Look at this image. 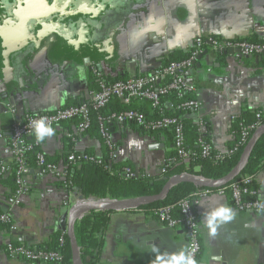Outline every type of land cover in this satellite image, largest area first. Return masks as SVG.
<instances>
[{
	"label": "crops",
	"instance_id": "obj_1",
	"mask_svg": "<svg viewBox=\"0 0 264 264\" xmlns=\"http://www.w3.org/2000/svg\"><path fill=\"white\" fill-rule=\"evenodd\" d=\"M204 36L263 42L264 0H0V161H9L2 149L11 124L24 114L89 103L98 89L94 72L113 81L151 74L170 53H190L194 39ZM226 50L206 46L192 60L185 79L195 87L188 95L197 105L180 116L197 123L220 153L236 139V116L264 111V56L239 58ZM163 105L170 108L168 100ZM117 106L146 114L152 109L143 99L124 104L112 98L101 113ZM77 122H60L53 127L55 135L41 143L33 133L28 141L58 168L66 167L70 153L103 157L99 127L92 124L78 133ZM106 126L117 161L129 163L135 177H159L171 162L170 129L146 131L117 121ZM28 163V190L16 204L7 202L15 188L12 177L0 179V213H8L17 227L0 226V264H49L9 259L5 241L45 246L59 232V217L79 197L53 175H38L35 158ZM252 181L257 197L264 199V168ZM221 205L234 216L211 235L203 226L205 214ZM194 211L200 230L197 264H264V211H237L230 195L218 191L199 198ZM186 243L180 224L168 228L138 208L112 211L98 264H153L157 255L175 253Z\"/></svg>",
	"mask_w": 264,
	"mask_h": 264
},
{
	"label": "built area",
	"instance_id": "obj_2",
	"mask_svg": "<svg viewBox=\"0 0 264 264\" xmlns=\"http://www.w3.org/2000/svg\"><path fill=\"white\" fill-rule=\"evenodd\" d=\"M206 46L215 50L238 49L244 56H264V43L262 42H252L243 39L227 40L212 36L196 37L190 55L186 60L170 62L151 74L134 76L113 82L106 81L105 78L94 72V75L98 79V89L94 92L92 100L89 103L65 105L49 112L26 113L21 119L15 120L10 126L8 143L2 149L3 155L9 161H0V179L10 175L15 185L7 202L10 205L16 204L18 198L28 190L27 179L30 170L28 155L34 150V146L28 141V136L32 134L29 127L31 120L46 117L48 123L54 127L60 122L77 119V132L83 133L91 126V112L102 111L112 98H117L124 104L130 103L134 99H143L149 102L151 108L158 109L160 98L170 91H175L179 97L194 92L195 87L185 79V73L191 68L192 60ZM164 77H170V80L165 84L159 85V80ZM196 105L195 100L189 99L181 102L177 108H194ZM263 118L264 113L262 111L255 113V121L242 128L241 142L245 145L247 144L253 132L263 124ZM96 120L103 143L108 150L109 161H117L118 159L114 139L106 126V123L109 121L134 122L139 126L151 130L170 127L173 131V147L178 157L184 162H187L189 158V150L184 147L183 127L176 117L160 116L156 119L148 120L143 112L127 109L108 115H103L101 112L97 113ZM207 154L208 146L203 144L202 155L206 156ZM34 158L38 175L51 174L61 181L66 179V167L58 168L55 163L49 161L38 151L35 152ZM78 158L100 163L99 158L88 155L79 156L70 153L67 156L68 161L73 163ZM126 172L127 175L132 176L129 170H126ZM252 180L253 178L249 175L242 176L239 180L232 182L228 189L232 205L237 211L250 213L264 211V199L257 197L256 190L252 187ZM218 192L225 193L222 190H218ZM207 194L208 192L206 191L197 190L193 199L190 197L180 199L176 205L179 217L173 216L171 205H165L153 210V215L168 228H175L179 224L183 227L187 233V243L184 248L193 255L195 260L200 251V230L194 211V204L199 198ZM82 200L84 199L77 197L74 199L73 204ZM4 224L11 231L17 229L8 213H0V225ZM58 243L59 248L64 245L63 235L59 238ZM5 252L9 259H20L25 262L34 263L62 264L64 258L60 249L43 250L32 248L23 244H15L11 239H6L5 241Z\"/></svg>",
	"mask_w": 264,
	"mask_h": 264
},
{
	"label": "trees",
	"instance_id": "obj_3",
	"mask_svg": "<svg viewBox=\"0 0 264 264\" xmlns=\"http://www.w3.org/2000/svg\"><path fill=\"white\" fill-rule=\"evenodd\" d=\"M252 42H260L254 39H243ZM264 43V41L262 42ZM190 53H182L180 51H174L168 55L162 61V66L167 65L170 62H179L186 60ZM264 58L261 59V62ZM170 80V77H164L159 80V85L165 84ZM111 82L113 80L106 79ZM192 99L190 95L179 97L175 91H170L167 94L162 95L160 98V106L158 109H151L148 114L144 113L148 120L156 119L160 116H171L178 118L183 127L184 135V147L189 150V158L187 162L182 161L174 147L170 154V163L164 166V171L159 177L149 178L146 176L135 177L133 175L132 166L126 162L109 161L108 150L106 148V154L100 157V163L96 161H89L83 158H78L76 162H69L66 159V179L61 181V185L67 187L70 191L77 193L84 199H108V200H121L132 197H141L148 195H155L160 192L166 180L172 176L181 173H190L197 176L204 177L209 180H217L224 177L232 167L237 163L245 144L241 142V131L244 126L250 125L255 121V113L262 111L259 109L246 110L242 114L236 116L232 122V130L236 135L234 142L230 143L225 152L220 153L212 149L207 135L203 134L199 130V125L190 121L188 118H180L181 113L190 108L179 109L177 106L185 101ZM162 100H168L170 108L162 106ZM129 109L128 107L117 106L114 110L104 112L105 114L117 113L123 110ZM101 111H92V124L96 122L97 113ZM103 112L102 114L105 115ZM151 113V114H150ZM264 124V118L262 119ZM91 127V126H90ZM142 127V126H141ZM146 131H157L142 127ZM170 129L173 141V131ZM163 130V129H159ZM203 144L208 146V154L202 155ZM28 155V161L31 157L34 158L35 152ZM75 154V153H74ZM76 155V154H75ZM68 156V155H67ZM89 156V155H88ZM264 168V134H262L255 142L252 151L250 153L248 162L241 173L231 182L221 186L220 188H198L190 183H180L171 188L167 196L160 201L153 202L151 204L138 208L145 213L152 214L153 210L165 206H172V214L174 217H179V211L177 209V203L182 198L190 197L194 198L195 192L206 191L211 193L213 191L222 190L228 193V189L232 182L239 180L242 176L249 175L252 178ZM126 170L132 173V176L127 175ZM253 187V186H252ZM230 195V194H229ZM109 211H92L85 214L79 219L74 226V234L79 247L82 264H98L100 261V252L103 246V236L108 225ZM7 227L6 224L0 225ZM63 235L64 245L59 248L58 240ZM38 249H60L63 255L62 264H71V252L69 247V241L65 233L55 232L50 237V241L45 246Z\"/></svg>",
	"mask_w": 264,
	"mask_h": 264
},
{
	"label": "water",
	"instance_id": "obj_4",
	"mask_svg": "<svg viewBox=\"0 0 264 264\" xmlns=\"http://www.w3.org/2000/svg\"><path fill=\"white\" fill-rule=\"evenodd\" d=\"M228 55L234 57H244L252 58L251 56H244L240 53L238 49H229L224 51ZM264 134V124L260 125L252 134L249 141L242 150V153L237 161V163L230 169V171L222 178L217 180H209L201 176H197L190 173H181L177 175L170 176L159 193L155 195L132 197L128 199L121 200H108V199H84L80 202L74 203L70 208L62 213L56 222V231L65 233L71 252V264H82L79 247L74 234L75 223L81 219L85 214L92 211H119V210H129L137 209L142 206L151 204L163 200L169 190L180 183H190L198 188H220L221 186L233 181L245 168L252 148L257 141V139ZM82 198L81 196H79Z\"/></svg>",
	"mask_w": 264,
	"mask_h": 264
},
{
	"label": "clouds",
	"instance_id": "obj_5",
	"mask_svg": "<svg viewBox=\"0 0 264 264\" xmlns=\"http://www.w3.org/2000/svg\"><path fill=\"white\" fill-rule=\"evenodd\" d=\"M29 127L35 136L36 142L41 143L48 137L55 135V129L48 123L46 117L33 119L29 122ZM206 220L203 226L208 229L211 235H215L217 226L221 222L233 219V212L227 206L221 205L213 209L210 213L205 214ZM153 252L159 250L153 246ZM153 264H197L193 255L186 248H182L175 253H164L156 256Z\"/></svg>",
	"mask_w": 264,
	"mask_h": 264
},
{
	"label": "snow or ice",
	"instance_id": "obj_6",
	"mask_svg": "<svg viewBox=\"0 0 264 264\" xmlns=\"http://www.w3.org/2000/svg\"><path fill=\"white\" fill-rule=\"evenodd\" d=\"M147 30V29H146ZM137 35H139V34H137Z\"/></svg>",
	"mask_w": 264,
	"mask_h": 264
}]
</instances>
